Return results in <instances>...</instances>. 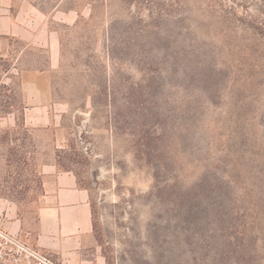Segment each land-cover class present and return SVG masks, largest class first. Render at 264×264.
Returning a JSON list of instances; mask_svg holds the SVG:
<instances>
[{"label":"rangeland","instance_id":"1","mask_svg":"<svg viewBox=\"0 0 264 264\" xmlns=\"http://www.w3.org/2000/svg\"><path fill=\"white\" fill-rule=\"evenodd\" d=\"M96 1L92 21L49 20L62 39L59 66L37 79L50 90L31 99L39 106L26 119L40 162L57 160L87 188L93 248L107 264H241L219 228L245 213L247 250L264 255V0ZM35 2L84 17L90 8ZM112 12L122 17L109 52ZM9 45L2 59L11 49L16 66L46 68L42 48ZM42 196L17 208L21 228L0 264H57L33 240Z\"/></svg>","mask_w":264,"mask_h":264},{"label":"crops","instance_id":"2","mask_svg":"<svg viewBox=\"0 0 264 264\" xmlns=\"http://www.w3.org/2000/svg\"><path fill=\"white\" fill-rule=\"evenodd\" d=\"M77 17L75 9L59 7V3L53 4L48 12L35 0H0V57L5 53L8 37L44 48L47 55L46 68L42 71L25 70L18 73L16 68H11V72L3 71L0 76V83L5 84L13 83L15 76L18 79L26 105L25 123L27 111L39 106L31 99L37 96L43 98L50 90L42 88L38 80L44 76V72L59 66V34L49 26V20L71 25ZM14 69L15 73L12 72ZM10 115L0 117V120H8ZM40 169L43 196L37 210V228L33 239L35 246L53 255L57 264H107L105 256L93 248L94 223L88 190L79 185L72 170L58 169L54 162L43 163ZM0 214L5 215L1 221L3 226L11 234H19L21 223L16 204L0 198Z\"/></svg>","mask_w":264,"mask_h":264},{"label":"trees","instance_id":"3","mask_svg":"<svg viewBox=\"0 0 264 264\" xmlns=\"http://www.w3.org/2000/svg\"><path fill=\"white\" fill-rule=\"evenodd\" d=\"M85 1L86 5H89L90 7L87 17H84L82 11L78 7L67 6L65 7L66 9H75L78 13V17L72 25L65 23L61 24H64L66 27L73 28L80 19L92 21L97 16V1ZM111 17L112 19L109 21V25H106L105 28L109 52H112L115 49L117 39L116 35H114V29L118 21L117 17L122 16L112 12ZM134 22L125 21L128 28L137 24V22ZM58 34L62 52V39L60 33ZM7 40L8 46H10V41H13V43L16 44L28 45L26 42L16 37H8ZM42 50L45 51L44 48H42ZM11 52L12 50L8 49L7 57H5V59L0 57V60H4L5 72H9L11 68H16L18 73L25 70L42 71L45 69L41 67L16 66L13 59L16 57L18 60L19 57L12 55ZM46 61L47 55L45 58V62ZM14 84V82L10 84L0 83V117H5L10 113L14 115V122L12 125L0 127V160L3 159L6 172V175L0 180V198L13 201L17 208L20 209L21 203L38 202L40 196L43 195V175L41 173L40 166L46 162H40L38 158L39 145L36 135L34 134L36 127L29 126L25 123L24 109L26 105L23 101L19 86L17 85L16 87ZM54 164L61 170H71L64 167L60 168V163L57 160ZM240 218L242 221L230 220L225 227L219 228V235L222 243L229 246L233 245L239 249V262L241 264H264V255L260 257L252 255L254 254L253 250L255 247L247 250V246L255 245L252 243V226H250V221L243 220V218H246L245 213L240 215Z\"/></svg>","mask_w":264,"mask_h":264},{"label":"built area","instance_id":"4","mask_svg":"<svg viewBox=\"0 0 264 264\" xmlns=\"http://www.w3.org/2000/svg\"><path fill=\"white\" fill-rule=\"evenodd\" d=\"M14 234H11L0 221V259L6 258L13 249ZM8 258V257H7ZM42 261L51 263L47 258L42 257Z\"/></svg>","mask_w":264,"mask_h":264}]
</instances>
